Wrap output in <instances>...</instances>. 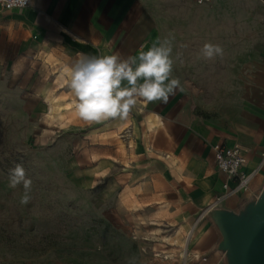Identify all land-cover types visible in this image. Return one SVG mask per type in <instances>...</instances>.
<instances>
[{"label": "crops", "instance_id": "1", "mask_svg": "<svg viewBox=\"0 0 264 264\" xmlns=\"http://www.w3.org/2000/svg\"><path fill=\"white\" fill-rule=\"evenodd\" d=\"M0 11V34L18 54L32 53L52 82L81 55L128 58L171 41V78L183 90L166 104L138 101L124 120L87 124L75 113L62 128L77 141L69 161L92 182L111 175L109 184L130 190L140 210L191 231L186 264H228L214 211L245 213L264 190V0H31ZM205 43L223 55L202 58ZM214 144H238L251 174L218 201L228 179Z\"/></svg>", "mask_w": 264, "mask_h": 264}, {"label": "rangeland", "instance_id": "2", "mask_svg": "<svg viewBox=\"0 0 264 264\" xmlns=\"http://www.w3.org/2000/svg\"><path fill=\"white\" fill-rule=\"evenodd\" d=\"M40 67L0 34V264H186L192 234L140 210L111 175L80 176L69 161L77 141L62 129L75 116L65 104L74 96L64 77L52 82ZM16 164L32 180L27 205L23 186H9Z\"/></svg>", "mask_w": 264, "mask_h": 264}, {"label": "clouds", "instance_id": "3", "mask_svg": "<svg viewBox=\"0 0 264 264\" xmlns=\"http://www.w3.org/2000/svg\"><path fill=\"white\" fill-rule=\"evenodd\" d=\"M19 3L23 7L28 0H19ZM171 52V41L164 39L134 57L81 55L62 73L75 97L73 107L77 117L87 124L124 120L138 101L166 104L178 89L183 90L180 80L171 78ZM200 55L211 60L222 56L223 49L218 44L205 43ZM19 185L24 189L20 203L27 205L31 200L32 180L24 167L16 164L10 170L9 186L15 189Z\"/></svg>", "mask_w": 264, "mask_h": 264}, {"label": "water", "instance_id": "4", "mask_svg": "<svg viewBox=\"0 0 264 264\" xmlns=\"http://www.w3.org/2000/svg\"><path fill=\"white\" fill-rule=\"evenodd\" d=\"M228 264H264V190L245 213L215 210Z\"/></svg>", "mask_w": 264, "mask_h": 264}, {"label": "built area", "instance_id": "5", "mask_svg": "<svg viewBox=\"0 0 264 264\" xmlns=\"http://www.w3.org/2000/svg\"><path fill=\"white\" fill-rule=\"evenodd\" d=\"M196 4H202L209 2L211 0H192ZM31 3V0H28V4L23 6L26 7ZM0 8L4 10H11L16 8H22L20 6L19 0H0ZM121 138H126L125 132L121 135ZM128 145V143H126ZM214 151L215 164L219 171L223 172L228 181H225L222 184L223 191L220 194H217L214 199L215 201L220 200L223 196L234 193L238 190L244 188L250 178V173L244 172L241 167L245 162L244 154L238 144L232 146H225L223 144H214L212 146ZM264 157V156H263ZM189 236L191 231L187 233Z\"/></svg>", "mask_w": 264, "mask_h": 264}, {"label": "bare ground", "instance_id": "6", "mask_svg": "<svg viewBox=\"0 0 264 264\" xmlns=\"http://www.w3.org/2000/svg\"><path fill=\"white\" fill-rule=\"evenodd\" d=\"M174 241L177 242V243H180L181 242V239L176 238V239H174Z\"/></svg>", "mask_w": 264, "mask_h": 264}]
</instances>
